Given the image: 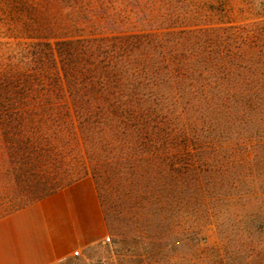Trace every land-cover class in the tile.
I'll return each mask as SVG.
<instances>
[{
	"label": "trees",
	"instance_id": "16d2710c",
	"mask_svg": "<svg viewBox=\"0 0 264 264\" xmlns=\"http://www.w3.org/2000/svg\"><path fill=\"white\" fill-rule=\"evenodd\" d=\"M122 2L97 0V33L12 48L0 77L5 129L20 130L36 108L40 117L118 118L132 126L128 143L157 154L178 135L205 192L258 198L264 216L261 55L243 37L231 49L225 36L218 49L217 27L201 13L209 1Z\"/></svg>",
	"mask_w": 264,
	"mask_h": 264
},
{
	"label": "rangeland",
	"instance_id": "374dc122",
	"mask_svg": "<svg viewBox=\"0 0 264 264\" xmlns=\"http://www.w3.org/2000/svg\"><path fill=\"white\" fill-rule=\"evenodd\" d=\"M96 2L0 0V77L19 43L97 33L90 22L100 16ZM204 4L202 17L217 27L219 50L225 36L231 49L243 37L264 62V0ZM25 114L20 130L5 129L0 114V166L13 198L29 200L89 175L107 224L106 238L62 264H264L258 198L205 192L198 170L185 164L178 135L157 154L148 144L128 143L132 126L115 117H40L36 108Z\"/></svg>",
	"mask_w": 264,
	"mask_h": 264
},
{
	"label": "crops",
	"instance_id": "0c3cea01",
	"mask_svg": "<svg viewBox=\"0 0 264 264\" xmlns=\"http://www.w3.org/2000/svg\"><path fill=\"white\" fill-rule=\"evenodd\" d=\"M4 170L0 166V264H62L107 237L89 175L19 201Z\"/></svg>",
	"mask_w": 264,
	"mask_h": 264
},
{
	"label": "built area",
	"instance_id": "2783aa9c",
	"mask_svg": "<svg viewBox=\"0 0 264 264\" xmlns=\"http://www.w3.org/2000/svg\"><path fill=\"white\" fill-rule=\"evenodd\" d=\"M78 254H79V250H75L74 255H78Z\"/></svg>",
	"mask_w": 264,
	"mask_h": 264
}]
</instances>
